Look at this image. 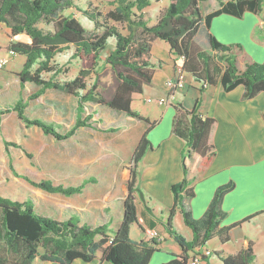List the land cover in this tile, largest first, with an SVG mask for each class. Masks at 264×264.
Masks as SVG:
<instances>
[{"label": "trees", "instance_id": "16d2710c", "mask_svg": "<svg viewBox=\"0 0 264 264\" xmlns=\"http://www.w3.org/2000/svg\"><path fill=\"white\" fill-rule=\"evenodd\" d=\"M159 1L113 0V9L102 15L82 11L70 0H0V27L9 29L10 38L24 35L29 39L28 43L10 41L6 47L8 52L12 51L15 56L25 58L17 74L21 86L33 83L39 87L38 91L29 96V100L38 98L46 89L64 91L77 97L78 117L71 130L60 134L54 124L41 119H28L24 114L27 103L23 99L11 107L0 109V115L14 111L26 125L36 126L44 134L58 140L71 137L81 126H91L89 122L94 111L84 119L81 118L86 103H95L140 119V115L131 110L132 96L142 93L144 86L152 82L154 65L151 49L156 39L168 44L170 54L174 57V70L179 67L184 74L189 75L198 84L200 93L216 85H220L225 92L241 86L243 100H251L264 93V61L246 62L241 67L238 56L243 46L221 43L210 32L213 20L221 15L238 19H242L246 13L258 15L264 0H213L218 3V8L205 15L201 13L200 3L208 0H167L168 5L156 23L149 25L143 18V11ZM64 9H73L83 14L95 29L101 30V34L85 35L84 27L75 17L62 14ZM110 21L124 23L128 33L122 34ZM40 22L51 24V29L43 30L38 26ZM202 24L207 30L206 50L194 39ZM111 38L114 40L113 48L101 59V53L106 54L108 40ZM70 50V59L77 60L78 70L71 80L59 82L55 77L68 74L69 69L56 64L55 58ZM45 74L50 76L46 78ZM108 76L110 82L103 81ZM201 102V98H198L191 109L182 103L176 102L174 105L171 132L185 143L186 149L182 152L184 177L171 188L174 203L165 226L181 247L182 254L173 256L163 264H187L193 254L206 250L201 247L212 238L218 237L225 243L229 240L231 228L252 218L220 227L226 216L221 208L222 200L232 190L231 182L216 189L201 218L194 219L191 215L187 203L194 197V191L187 178L190 171L187 162L198 160L196 170L202 172L216 156L213 136L217 122L200 113ZM116 130L109 128L106 131ZM5 146L7 149L15 144L5 142ZM149 148L151 144L145 132L131 156L122 221L112 237L107 233V225L90 228L80 225L77 217L58 222L36 214L31 199L20 202L0 195V264H34L35 260L71 264L77 259L90 262L97 252H100L102 261L111 264H148L161 241L147 239L146 242L134 243L129 232L133 225L139 226L142 231L155 227V223L146 216L142 217L144 226L140 223L135 204L138 166ZM10 169L15 176L23 178L34 187L65 196L80 193L87 183L95 182L89 179L77 187L55 186L50 181L34 182L20 176L13 170L11 163ZM177 210L184 224L192 231L190 241L172 231V217ZM261 213L264 214V211ZM215 254L223 264H254L251 245L234 255L224 257L220 253ZM206 257L209 256H202V261Z\"/></svg>", "mask_w": 264, "mask_h": 264}, {"label": "crops", "instance_id": "0c3cea01", "mask_svg": "<svg viewBox=\"0 0 264 264\" xmlns=\"http://www.w3.org/2000/svg\"><path fill=\"white\" fill-rule=\"evenodd\" d=\"M248 14L246 13L244 16ZM217 20H213L210 32L221 43H237L246 46L251 41L250 35L218 34V29H222L225 25L220 23L217 27ZM0 31L7 37L8 43L10 41L29 42V39L24 35L10 38L9 29L4 26ZM112 48L113 44L110 43L104 57ZM151 51L156 57L152 59L154 65L152 82L150 85L144 86L142 93L134 94L131 103V110L136 111L138 115L149 122L118 112L116 113L117 116L123 118L126 126H134V130L124 132L122 139L114 138L106 143L105 135L116 133L118 128L115 132L106 131L115 127L104 125L99 111L105 108L95 103H86L81 118L84 119L94 111L95 114L89 122L91 126L77 128L73 136L64 140L50 136L57 142L64 144L79 143L86 150L91 147L94 152L104 151L105 144L108 143L113 151L118 152L122 141L125 145L127 144V149L132 150L133 154L140 138L147 132V139L151 148L146 150L138 166L136 183L138 192L135 195V204L140 223L144 226L142 217L146 216L147 219L155 223L154 229L160 236L157 240L161 242L148 264H163L173 256L182 254L181 247L166 229L165 223L174 203L171 188L184 177L182 152L186 148L185 143L171 132L175 114L174 106L161 108L159 105H151L147 109L141 108L143 110L137 108L136 102H145L147 99L152 101L163 97L166 94L165 82L175 74L174 57L170 54L168 44L158 41L155 43L154 40ZM0 58H4V56L0 54ZM10 58L11 60H8L5 67L0 70V109L11 107L19 99H23L27 103L24 114L28 119H41L54 124L60 134L68 132L62 122L50 120L40 115L31 116L29 109L33 103L43 107L42 101L45 100L50 106L57 108L60 111L59 114L68 116L67 127L72 128L78 117L77 97L61 90L46 89L38 98L29 100V96L38 91L39 87L33 83H25L21 86L17 74L20 72L25 58L18 55ZM72 61L76 62L77 67L72 72L73 76L66 80H71L79 67L77 60ZM256 61L263 62L264 58ZM185 81L191 83V86L188 85L187 88L188 95L180 94L181 91L186 90L185 87L176 93V102L182 103L187 109H191L196 100L201 98L200 113L215 119L217 122L213 136L216 156L211 164L204 171L198 172L196 170L198 160L187 162L190 168L187 178L191 181V187L194 191V197L187 203L191 215L194 219L201 218L216 189L231 182L233 188L224 195L222 200L221 208L226 216L221 221L220 227H228L252 217L250 220L231 228L227 242L222 243L218 237H214L201 247L211 252L201 264H223L215 253H220V256L224 257L234 255L249 245H251L254 254V264H264V258L260 261L258 255L261 244H264V214L261 213L264 211V93H260L251 100H243V88L241 86L230 92H225L220 85H216L200 93L199 86L198 88L195 87L194 84L196 83L189 75L185 74ZM188 98H190L189 105L186 104ZM60 120L66 124L65 119ZM150 123L153 125L151 126ZM25 126L26 124L14 111L0 115V165L8 164L10 167L11 163L17 174L19 173L13 165V154L18 157L20 154H25L29 158L28 151L33 146V141L25 137ZM47 136L50 138L49 135ZM5 142H15L18 146H8L6 149ZM4 150H7V153L4 154ZM54 160L53 163H50L54 169L53 173L36 178L35 175H31L34 174L33 167L37 168L40 165L32 162L33 166L28 167V176L26 174L19 175L28 177L34 182L50 181L55 186L61 185L63 187H77L89 179H94L95 182L87 183L80 193L65 196L61 193H50L34 187L28 181L21 177L16 178L13 174L8 179L10 188L4 189L5 194L0 193V195L20 202L31 199L36 214L58 222L77 217L80 225H87L90 228L107 225V233L112 237L121 224L123 202L128 194V171H125L122 178L116 175L120 164L119 157L116 162L114 159L105 161L102 156L89 155L86 151L78 161L75 159L64 162ZM143 166L145 167L143 168ZM141 167L145 171L141 170ZM174 216V219H179V216H181L180 219L182 218L178 210ZM250 224L255 231L252 234L246 232ZM137 227L139 228V226ZM172 231L181 234L187 241L192 239V231L184 222L179 224L172 220ZM129 237L134 243L147 241L144 231L141 230V235H139L136 230L133 231L132 227ZM37 261V264H52ZM71 264L111 263L102 261L100 252H97L95 258L90 262L77 259Z\"/></svg>", "mask_w": 264, "mask_h": 264}, {"label": "rangeland", "instance_id": "374dc122", "mask_svg": "<svg viewBox=\"0 0 264 264\" xmlns=\"http://www.w3.org/2000/svg\"><path fill=\"white\" fill-rule=\"evenodd\" d=\"M78 9H81L82 11H88L89 13H100L102 15H105L108 11L113 9V4L112 1L113 0H70ZM227 1V0H224ZM168 5V1L167 0H160L157 3H153L150 7L146 8L143 11V18L145 20H147L149 25H153L156 23L157 19L161 16V14L163 13V11L165 10V8ZM218 3L213 1V0H208V1H203L200 3V9H201V13L202 15H205L209 12H211L212 10H215L218 8ZM63 15H68V16H73L75 17L80 24L84 27L85 29V35H99L101 34V30H97L95 29L93 23L88 20L83 14H81L80 12L73 10V9H64L62 11ZM221 17V18H220ZM218 19V20H217ZM103 20V19H102ZM215 20H217L216 25L218 27V25H220V23H223L225 26L222 27V29H218V34L220 35H250V42H248L246 44V46H243V51L240 53V55L238 56L239 59V65L241 67H243V65L246 62H252V61H256V60H261L262 58H264V3L262 4V8L261 11L258 15H254V14H248L246 16H244L243 19H238V18H234L231 16H219L217 17ZM110 24L113 25L114 27H116L122 34H127L128 31L126 29V25L124 23H115L110 21ZM38 26L40 28H42L43 30H50L51 29V24L50 25H46L43 22H40L38 24ZM229 26V27H228ZM3 27H0V30ZM213 32V31H212ZM217 32V31H216ZM206 34H207V30L205 28V26L202 24L200 26V28L198 29L194 39L195 42L203 49H207L208 44H207V40H206ZM214 35V34H213ZM108 46L109 44H113L114 40L113 38L108 40ZM160 42L163 43L160 40H155L156 42ZM8 45V39L7 37L1 33L0 31V54L1 56L3 55L5 59L7 60H11L9 54L7 53L8 51L6 50V47ZM260 46V47H257ZM71 50L70 51H66L63 54H58L55 58V63L61 66H65L68 67V69L70 70L68 74H59L55 77V80H59L61 82L65 81L66 79H70L73 76V71L74 69L77 67L76 62L72 61L70 59V54H71ZM104 52L101 53L102 58H104L105 53ZM152 53V51H151ZM156 58L155 55L152 53V59ZM46 78H48L50 76V74H45L44 75ZM92 78V76H91ZM91 78H89V82L91 81ZM103 81L105 82H110V76L106 77L103 79ZM191 86V83L187 82L185 83V87L186 90L181 91L180 94L181 95H188V91L187 88L189 86ZM196 88H198V84H194ZM43 103V107L38 106L37 104H31L30 107V113L31 116L33 115H40L43 116L44 118L50 119V120H54V121H59L62 122V125L64 126V128L66 129V131L71 130V127H67L68 126V121L69 118L68 116H65L64 114H59V110L55 107L50 106L48 103H46L45 100L42 101ZM137 103V108H139V110H143V109H147L149 107H151V105H158L156 103V100L153 99L151 102H147V100L145 102H136ZM186 104L189 105L190 104V98H188L186 100ZM160 107V106H159ZM105 108V107H104ZM143 108V109H141ZM161 108H163V106H161ZM135 109V107H134ZM90 111H92L91 109H89ZM112 110L105 108L104 110L99 111V115L102 116L103 122L105 126H111V127H115L118 128L117 132L111 135H105V142L107 143L108 140H112L114 138H119L122 139L124 132L126 131H133L134 130V126H126V123H124L123 118L118 117L116 113V111H112ZM136 113V111H135ZM138 114V113H136ZM141 117V116H140ZM65 119L66 124L64 123L63 120L60 119ZM144 118L141 117L139 120H143ZM26 132H25V137L29 138L33 141V146L29 148L28 153L30 154V156L32 157H27L25 154H20L19 157L15 154L14 155V161H13V165L15 170L19 173V174H26L28 176V167L29 166H33V163L36 162L38 163V165H40V167H33V172L34 174L31 175H35L36 178H40L46 174L49 173H53L54 169L51 166L50 163H53L56 160H60L62 162L66 161V160H71V159H75V160H80V157L84 154V152L87 151V153L89 155H95L96 154L100 157L102 156L105 161H109L114 159V161L116 162L118 160L119 157V169H117V177L122 178L124 176L125 171H128V167H129V163L131 160V154H132V150L127 149V144L125 145L122 141H121V146H120V150L117 152L116 150H112L111 145L105 144V150L104 151H97L94 152L91 147H88L86 150L84 148V146L80 145L79 143H71V144H64L63 142H57L55 139L50 138L43 134V131H41L40 129L36 128V127H31L26 125ZM133 129H132V128ZM120 128V129H119ZM76 131V130H75ZM75 134V133H74ZM73 134V135H74ZM72 135V136H73ZM13 144H15V146L12 147H17L18 144H16L15 142H13ZM20 145V144H19ZM4 154L7 153V150L3 151ZM33 162V163H32ZM45 166V167H44ZM145 166H143L144 168ZM142 168V167H141ZM141 169L143 171H145L144 169ZM11 169L10 167H8L7 165H0V193L2 195L5 194V190L6 188H10L8 185V179L10 178V175L13 176V173H11ZM142 172V171H141ZM36 173V174H35ZM15 176V175H14ZM17 178V176H16ZM19 179V178H18ZM21 179V178H20ZM3 189V190H2ZM138 192V190H137ZM179 211V210H178ZM169 216V215H168ZM181 216H179V219L175 218V216L172 217L173 222L177 221V223L179 224H183V220L182 218L180 219ZM252 224H250L248 226V230H246V232L248 234H252L254 233V228H252L251 226ZM133 231H137L139 235H141V230L137 227V226H132ZM153 230H156L153 228ZM260 251H258V255H259V259L260 261L264 258V244H261L260 246ZM207 250V249H206ZM211 253V252H210ZM38 261H35V264H37Z\"/></svg>", "mask_w": 264, "mask_h": 264}, {"label": "built area", "instance_id": "2783aa9c", "mask_svg": "<svg viewBox=\"0 0 264 264\" xmlns=\"http://www.w3.org/2000/svg\"><path fill=\"white\" fill-rule=\"evenodd\" d=\"M8 54L10 57L15 56V53L12 51H9ZM7 61L8 60L5 58H0V70L5 67ZM185 82V74L179 67L176 68L175 74L165 82L166 94L163 97H159L158 99H156V103L159 106H163L166 108L174 106L177 101L176 93L185 88ZM147 102H151V99H147ZM144 233L148 240L159 239L160 237L159 233L153 229H145ZM209 255V250L202 251V253L200 254H193L188 259L187 264H201L202 256Z\"/></svg>", "mask_w": 264, "mask_h": 264}]
</instances>
